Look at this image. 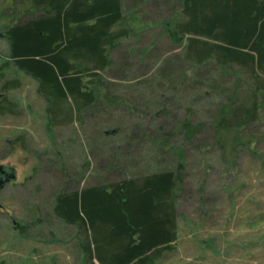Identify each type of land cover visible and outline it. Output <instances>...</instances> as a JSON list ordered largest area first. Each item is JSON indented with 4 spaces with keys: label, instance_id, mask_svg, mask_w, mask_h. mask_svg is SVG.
<instances>
[{
    "label": "rangeland",
    "instance_id": "obj_1",
    "mask_svg": "<svg viewBox=\"0 0 264 264\" xmlns=\"http://www.w3.org/2000/svg\"><path fill=\"white\" fill-rule=\"evenodd\" d=\"M31 2L0 0V166L16 174L0 192V264H97L84 254L85 236L55 215L56 198L179 163L176 242L154 264H264V74L256 85L237 66L194 67L165 32L180 15L175 0H122L120 29L130 35L101 74L118 106L50 105L10 62L4 36L39 18ZM255 102V122L219 137L220 108ZM186 121L198 129L190 139Z\"/></svg>",
    "mask_w": 264,
    "mask_h": 264
},
{
    "label": "trees",
    "instance_id": "obj_2",
    "mask_svg": "<svg viewBox=\"0 0 264 264\" xmlns=\"http://www.w3.org/2000/svg\"><path fill=\"white\" fill-rule=\"evenodd\" d=\"M175 1L180 15L165 26V32L173 43L184 46L194 67L212 62L226 71L237 66L239 73L246 71L259 85V74H264V0ZM31 4L39 8V18L4 31L15 68L39 83V93L50 105L69 99L79 112L102 103L117 107L119 103L104 94L101 74L111 67V53L119 41L130 35L120 29L122 0H32ZM4 68L6 63L0 72ZM85 78L90 80L84 82ZM256 104L241 111L220 108L215 125L219 137L232 125L255 122ZM182 131L190 139L198 129L186 121ZM182 169L179 163L175 172L87 186L58 196L54 213L85 236L84 254L97 264H154L176 242L174 193Z\"/></svg>",
    "mask_w": 264,
    "mask_h": 264
},
{
    "label": "water",
    "instance_id": "obj_3",
    "mask_svg": "<svg viewBox=\"0 0 264 264\" xmlns=\"http://www.w3.org/2000/svg\"><path fill=\"white\" fill-rule=\"evenodd\" d=\"M16 181V174L12 168L0 166V192L8 185L14 184ZM0 204V209H1Z\"/></svg>",
    "mask_w": 264,
    "mask_h": 264
}]
</instances>
